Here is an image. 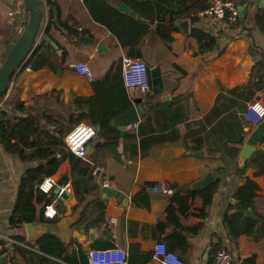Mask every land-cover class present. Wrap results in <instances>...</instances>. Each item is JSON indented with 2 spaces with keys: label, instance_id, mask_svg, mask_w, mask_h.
<instances>
[{
  "label": "crops",
  "instance_id": "0c3cea01",
  "mask_svg": "<svg viewBox=\"0 0 264 264\" xmlns=\"http://www.w3.org/2000/svg\"><path fill=\"white\" fill-rule=\"evenodd\" d=\"M54 1L59 6L60 22H65L74 29L88 31L95 44L78 45L51 24L49 34L58 49L50 44L51 47L43 45L33 55L28 64V72L23 70L25 64L16 70L6 94L1 98L0 109L16 117L52 114L54 111L62 115L63 107L57 101L65 105L73 95L92 96L91 81L100 79L107 73L111 81L121 79L125 67L124 57L129 56L135 59L132 62L140 59L145 63L148 95L151 98L143 96L148 110L140 117L138 124L133 128L127 127L126 131L137 133L138 126L154 107L161 109L162 103L174 101L176 104H172V109L178 107L177 116L181 118L176 125L178 137L159 141L157 136L168 135L173 119L167 118L160 122L158 118H154L141 128L142 135L136 141H120L117 157L107 151L98 153V160L94 163L109 179L110 188L122 195V202L104 197L100 180L92 174L96 187L92 188L91 184L79 186V200L71 182L70 163L64 161L56 173L48 177L54 182L52 189L54 200L57 199L56 216L47 219L43 215L49 221L43 222L39 215L43 213L45 202L35 204V220L52 224L55 230L33 238L31 242L27 241L24 228L27 223L16 227L10 221L15 211L20 181L40 161L22 160L15 154L7 153L0 144L1 257L7 264H90L87 257L89 250L120 248L127 252L129 259L132 256L133 264H159L151 258L145 262H139V259L149 254L152 256L154 244L173 232L172 226L167 224L170 219L167 206L171 195L146 190L150 200L148 209L134 206L133 197L148 185L163 184L170 190L186 188L212 173L216 180V191L205 211V217L194 215L193 209L201 205L200 196L192 203V214L180 217V222L185 227L198 224L202 227L196 233H186V245L183 248L177 247L175 252L181 256L184 264H209L208 252L222 247L232 255L233 264H241L251 257L255 264H264V173L260 172L259 167L247 168L244 177L251 179L259 187L255 209L263 217V224L251 225L249 231L253 234L241 235L232 241L224 222L226 214L237 211L231 201L237 203L233 194L242 184V179L234 172L242 146L255 127L248 125L243 113L248 103L259 100L264 104L262 90L254 89L251 99L244 100L242 97V88L251 79L253 68L264 62V35L254 26V15L258 7H254V0H229L238 12L242 8L240 17L244 18V22L235 29L226 27L220 21L201 17L202 11L192 6L195 0L186 2L193 8H186L180 0L173 3L172 0H119L126 6L137 7L139 11L133 12L138 16H144L145 12L152 16L148 19L151 20L148 34L140 41L138 52L133 53L122 47L114 35L94 19L85 0ZM204 1L208 6L209 0ZM106 2L118 9L111 0ZM90 5L93 7L94 3ZM164 13H196L199 20L194 27L216 35L220 45L224 46L223 53L214 58L197 54L196 41L180 29L171 34L173 41L169 45L163 42L155 31L156 18ZM22 18V0H0V65L16 39ZM49 21L52 20L47 14L43 24H48ZM177 23L178 21L175 22L176 25ZM247 37H251L254 46ZM98 42L104 43L108 53L96 51ZM79 62L89 65L91 79L76 73L73 65ZM250 64H253L251 70ZM53 92H59L60 95ZM220 95L223 100L218 102ZM140 96L142 95L134 93V97ZM129 97L132 101L131 94ZM17 102L23 104L24 111L16 110ZM230 118L240 121V129L247 133L242 145L234 143L235 134L230 135V128H233L232 122L229 123ZM160 124L165 127L162 133L150 130ZM229 125L231 126L226 130ZM141 139L147 149L145 155L133 157L129 150H124L126 145H135V154H138ZM99 142L101 143L100 140ZM97 145L89 143L87 146L91 160L97 155L94 151ZM236 148H239V152L236 160H232ZM259 149H264V143L257 146V150ZM196 153L200 155H194ZM221 169L225 171L220 172ZM63 175L68 176V181L60 184ZM248 210L254 217L252 210ZM111 219L116 221L110 223ZM160 223L163 228L159 227ZM91 232H95L92 241ZM46 235L55 236L64 245L66 253L61 258H53L40 251L37 241ZM16 236L21 237L22 242H17L14 239ZM254 237L259 239L254 240ZM129 259L127 258V264H130Z\"/></svg>",
  "mask_w": 264,
  "mask_h": 264
},
{
  "label": "trees",
  "instance_id": "16d2710c",
  "mask_svg": "<svg viewBox=\"0 0 264 264\" xmlns=\"http://www.w3.org/2000/svg\"><path fill=\"white\" fill-rule=\"evenodd\" d=\"M187 1L188 0H180L182 5L186 6V8L194 7L196 10L204 11L207 7L204 0H195L192 5L193 7L188 5L186 3ZM173 2H176V0H172V3ZM85 3L90 7L94 19L105 26L122 47L128 48L132 53L138 52L140 41L149 32L151 20L149 21L148 19L149 17L152 18L150 14L145 12L144 16L134 17L128 13L121 12L108 4L106 0H85ZM91 3H94L93 7L90 5ZM41 7L43 11L42 24L47 14L49 19L52 20L53 9H57V12H59V6L54 0H43ZM128 7L131 11H139V9L133 5H128ZM156 19L157 29L155 33L168 45L173 41L171 34L179 31L175 22L187 19L190 23L189 37L193 38L198 46L197 54L214 58L220 56L224 51V46L222 47L220 45L218 42L219 38L216 35H213L211 31L207 32L201 28L194 27L199 20L196 13L193 15L188 13H164L159 15ZM51 22L52 21H49L44 32L50 39L49 29L52 24ZM242 22H244V18L238 15L234 23H229L227 19H224L220 23L226 27L235 29L241 26ZM60 25L67 31L68 37H89L90 35L88 31L74 29L65 22H60ZM254 26L264 35V7L256 8ZM247 38L250 39L252 46H254L251 37ZM43 45L51 47L49 43L41 39L35 52L23 62V65L25 64L24 66L30 63L33 55L39 51ZM91 88L93 95L90 97L73 95L70 102L65 105L63 102L57 101V104L63 107L62 115L54 111L52 114L41 113L38 116L16 117L10 116L7 111L0 109V144L4 150L9 154L19 156L22 160L40 161L39 165L34 169L28 170L20 181L15 211L10 221L12 226L20 227L24 223L33 222L37 218L35 204L43 201L45 204L51 203L54 200L53 190L44 194L38 187L46 178L54 175L59 166L66 160L70 163L69 169L73 179L71 182L76 197H80L78 193L79 186L91 184L92 188L96 187L91 177L90 163L81 160L65 148L63 141L64 136L72 130L74 126L86 123L95 130L96 137L101 141V143L94 148L97 155L92 157L93 163L98 160V153L102 151H107L117 157V149L120 141H136V139L142 135L141 128L146 126V123L154 118H158L160 122L165 121L167 118L173 119V122L170 124L171 128L168 131V135L160 134L157 136L159 141L172 140L178 137V128L176 125L181 121V118L177 116L179 115L177 110L178 107L172 109V104H176L174 101L162 103L160 105L161 109H158V106L154 107L152 112L146 116L144 122L140 123L138 126L139 131L137 133L134 131H125L121 134L117 128L111 125V121L115 116L126 112L132 106V101L126 90L123 79L111 81L109 79V73H107L100 79L92 80ZM254 89L264 92V62L258 63L253 68L251 79L242 88V97L245 98L244 100L253 97ZM53 93L57 96L60 95L59 92ZM148 93L145 96L150 99L151 96H149ZM220 100H223V96L221 95L218 97V102ZM16 110L22 112L25 110V107L21 102H17ZM240 110H242V108ZM231 122L233 128H230V135L233 134L234 136L235 134L236 137L233 138L235 139L234 143L242 145L247 133L240 129V121L230 118L229 123ZM230 126L231 125L227 126L226 130H228ZM163 129L165 130V127L162 124H160L159 127L150 128L153 132L158 131L161 133L164 131ZM124 150H129L133 157L143 156L147 152L142 139L140 141L138 154H135L137 151L135 145H126ZM233 152L234 155L232 160H236L239 148H236ZM249 167H259L260 172L264 173V149L257 150L252 154L250 159L245 161L243 167L237 166L235 169L234 173L242 179V184L237 187L233 197L244 210L251 209L254 217L250 218L245 216V214L240 211L224 216L226 230L230 239H233L232 241L241 235L253 234L249 231L251 225L258 226L259 224H263V217L255 209V199L259 187L254 181L244 177V173ZM224 171L225 169L220 170V172ZM66 181H68V176L63 175L60 179V184ZM177 190L178 188H173L167 206V211L170 214V219L167 224L172 226L173 232L167 235L164 240H159L164 242L167 248L174 252L177 250V247L183 248L186 245V233H196L202 227L201 224L193 227H185L181 224L180 217H186L192 214V203L196 197L200 196L201 205L193 210L195 211L194 215L204 218L205 211L210 205L213 194L216 191V184L210 185L203 190H186L185 192H178ZM80 199L81 198H79V200ZM132 203L134 206L148 209L150 206L149 193L143 188L133 197ZM39 218L43 222L47 221L44 219L43 213L39 215ZM161 224L162 223H160L159 227L163 228ZM14 239L17 242H22L19 236L14 237ZM253 239L258 240L259 238L254 237ZM37 244L42 253L53 258H61V255L66 253L64 245L58 238L52 235L41 237L38 239ZM220 248L222 247H217V249ZM19 251L23 253L22 250ZM1 256L2 255H0V264H7ZM178 256L181 258L180 255ZM150 258V254L146 255L143 259H139V262L141 260H144V262L149 261ZM129 260L130 264L134 263L132 256H130ZM241 264H255V260L253 257L247 258L243 260Z\"/></svg>",
  "mask_w": 264,
  "mask_h": 264
},
{
  "label": "built area",
  "instance_id": "2783aa9c",
  "mask_svg": "<svg viewBox=\"0 0 264 264\" xmlns=\"http://www.w3.org/2000/svg\"><path fill=\"white\" fill-rule=\"evenodd\" d=\"M239 15L237 8L229 0H209L208 6L201 13V17L208 18L213 21H223L227 19L229 23H234ZM129 56L124 57L125 67L122 75L126 90L129 94L139 93L144 96L149 91V83L147 77V68L144 62L137 59V62H132ZM77 74L88 79L92 78V72L86 62H79L73 65ZM28 72L30 65H26L23 69ZM245 121L250 127L258 125L264 120V104L259 100L253 101L246 105V111L243 113ZM135 125L129 126L133 128ZM96 139L95 130L87 124H78L72 128L64 136L65 148L81 160L90 163L91 174L100 180L101 188L104 190L110 188V181L102 172L101 168L92 162L88 154L87 148L84 146L88 141ZM94 143V142H90ZM54 182L46 178L40 185L39 190L47 194L53 189ZM145 190L149 192H160L170 195L173 190H170L163 184L146 186ZM60 196H58L59 198ZM56 201L46 203L43 207V215L47 219H53L56 214ZM116 220L111 219L110 223ZM87 257L90 264H127L128 254L120 248L109 249H91L87 252ZM151 259L159 264H184V261L177 253L167 248L164 242H156L153 247ZM209 264H233L232 255L223 248L211 249L207 256Z\"/></svg>",
  "mask_w": 264,
  "mask_h": 264
},
{
  "label": "water",
  "instance_id": "95a60500",
  "mask_svg": "<svg viewBox=\"0 0 264 264\" xmlns=\"http://www.w3.org/2000/svg\"><path fill=\"white\" fill-rule=\"evenodd\" d=\"M42 1L43 0H22L23 18L20 23V28L18 30L14 43L10 47L5 59L0 65V101L2 96L6 94L11 79L14 76L16 70L21 65H23V62L26 58L30 57L35 52L38 41L42 39L43 41L48 42L54 49L57 50L56 43L47 35H44L46 29L45 26L47 23L42 24ZM111 1L118 7L121 12L128 13L134 17H139L135 12L131 11L130 8L126 6V4L121 3L119 0ZM257 6L264 7V0H254V7ZM239 11V16H242V8L239 9ZM52 24L57 29H59L62 34H67V31L60 25L57 9H53ZM177 25L185 35L189 34V21L187 19L179 20ZM70 40L72 42H76L78 45L83 46L95 44L94 39L84 36H70ZM96 51L108 53V50L103 42H98L96 44ZM252 66L253 64H250L249 70H251ZM247 76L249 77L250 74L248 73ZM131 98L132 106L130 107V109L115 116L111 121V125L117 128V130L121 134L126 131L127 127L138 124L140 117H143L145 115V112L148 110V107L144 105L143 96L137 98L134 97V94H131ZM162 99L164 100L165 97H163ZM90 142L100 144L99 139L96 138L94 140L88 141L84 146L87 148ZM262 143H264V120L256 125L248 135L237 160L238 167H243L245 161L251 158L252 154L256 152L257 146ZM194 155L200 154L196 153ZM214 184H216L214 175L212 173H208L203 178L190 184L188 187H181L177 191L185 192L186 190H203L208 186ZM103 196L115 198L118 202L123 201L122 195H120L116 190L112 188L104 189ZM231 204L237 211L244 213L245 216L252 217V214L249 212V210H244L238 203L231 201ZM24 228L26 230L27 241L29 242L33 241V238L47 233H52L55 230L52 224L42 223L38 220H34L31 223L25 224ZM90 235V240L92 241L95 236V232H91ZM10 247H12V245Z\"/></svg>",
  "mask_w": 264,
  "mask_h": 264
},
{
  "label": "rangeland",
  "instance_id": "374dc122",
  "mask_svg": "<svg viewBox=\"0 0 264 264\" xmlns=\"http://www.w3.org/2000/svg\"><path fill=\"white\" fill-rule=\"evenodd\" d=\"M5 95V94H4ZM4 95L2 96V98L4 97ZM93 176V175H92ZM93 177H95V176H93Z\"/></svg>",
  "mask_w": 264,
  "mask_h": 264
}]
</instances>
